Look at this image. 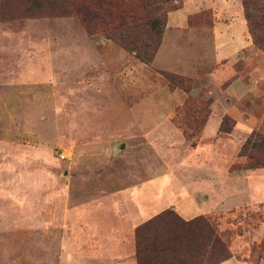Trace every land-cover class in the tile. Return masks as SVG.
Wrapping results in <instances>:
<instances>
[{
  "label": "rangeland",
  "instance_id": "374dc122",
  "mask_svg": "<svg viewBox=\"0 0 264 264\" xmlns=\"http://www.w3.org/2000/svg\"><path fill=\"white\" fill-rule=\"evenodd\" d=\"M107 1L0 0V264H78L80 226L138 205L136 220L187 207L229 264H264L263 28L257 44L234 0L238 45L217 59L222 0L187 10L198 37L167 29L189 0ZM166 31L150 62L119 40L152 53Z\"/></svg>",
  "mask_w": 264,
  "mask_h": 264
},
{
  "label": "trees",
  "instance_id": "16d2710c",
  "mask_svg": "<svg viewBox=\"0 0 264 264\" xmlns=\"http://www.w3.org/2000/svg\"><path fill=\"white\" fill-rule=\"evenodd\" d=\"M242 1L253 40L261 44L263 39L258 35V31L262 27L264 33V0ZM100 3L102 6L110 5V1L107 0H100ZM96 15L100 16V13ZM137 23L138 21L135 20L129 22L132 27L138 26ZM147 23L155 29L156 33H153V37L158 38L162 32L156 20L149 18ZM121 38L122 40H119L123 45L135 50L146 62L154 59L159 48V46L151 47L153 52L148 53L150 45L145 42H142L140 47H136L128 33ZM256 135L250 138L244 149L251 140L259 138V135ZM255 136L256 139L253 138ZM252 145L255 146L256 142ZM135 236L138 264H220L231 257L226 241L210 219L205 216L185 219L174 209H165L138 225Z\"/></svg>",
  "mask_w": 264,
  "mask_h": 264
},
{
  "label": "crops",
  "instance_id": "0c3cea01",
  "mask_svg": "<svg viewBox=\"0 0 264 264\" xmlns=\"http://www.w3.org/2000/svg\"><path fill=\"white\" fill-rule=\"evenodd\" d=\"M234 0H222V3L228 5L230 7L229 12L226 13L225 17V24L227 25L224 30L218 29L217 25L215 28H213V42L216 47V57L217 59L226 57L229 53H226V46L223 45V37H225V40L231 44V43H237V41L234 38V35L238 33V29H234V25L236 27V23L238 21H235L234 15H233V2ZM233 2V3H232ZM239 2V0H237ZM203 4V0H189L187 1L184 10L185 14H177V11L170 13L169 15V21H168V30H177L181 31L184 34H189L193 36L195 34L196 37L200 35L198 31H196L194 28L188 26V14L189 12L187 10H192L193 6L197 7L198 4ZM192 5V6H191ZM239 6V5H238ZM192 7V8H191ZM196 9L192 10L195 11ZM238 14H240L241 8H237L236 11ZM177 14V15H176ZM239 19H243L242 16L239 17ZM238 19V20H239ZM235 21V22H234ZM235 23V24H234ZM177 24V25H176ZM172 25H176L177 27H171ZM187 26L185 27H178V26ZM242 28V27H241ZM240 28V29H241ZM242 30V29H241ZM167 31L164 36V42L161 45V47L158 50L157 53V60L161 54H163L165 41H166ZM194 40V39H193ZM238 45V43H237ZM241 47V46H239ZM238 47V48H239ZM171 48V47H170ZM237 49V48H236ZM227 54V55H226ZM202 59L204 58L201 56ZM162 64V63H161ZM164 65V64H163ZM186 65V64H185ZM165 66V65H164ZM166 67V66H165ZM177 66L171 67L175 70H178L175 68ZM187 67V66H185ZM180 70L181 67H178ZM185 70H181L183 72L189 71L187 68H183ZM190 69V68H189ZM202 202H206L207 198L203 196L202 199H200ZM199 200V204H200ZM146 207L144 205H138L137 211L130 212L129 214L125 215L124 218V224H120V227L116 223H110L106 220H94V227L92 225H83L80 226L79 229L82 231H78L77 236L74 238L75 241H73V244L77 243V255H78V264H138L137 258H136V228L138 225L142 224L146 220L152 218H148L145 220V218H142L141 220H136L141 218L140 214L143 212H146ZM176 209V208H175ZM177 210V209H176ZM187 207H184L183 209L177 210L183 217L187 219L194 218L195 216H185L183 213H187ZM135 212V213H134ZM201 213H207L205 210H203ZM199 213V214H201ZM134 214L138 217L135 218L136 221H133ZM197 214V215H199ZM129 221V222H127ZM89 228L93 229L92 234L89 232ZM71 242V241H69ZM68 242V243H69ZM72 244V243H70ZM69 246V245H67ZM65 249V248H64ZM229 260H226L222 262L221 264H229Z\"/></svg>",
  "mask_w": 264,
  "mask_h": 264
}]
</instances>
